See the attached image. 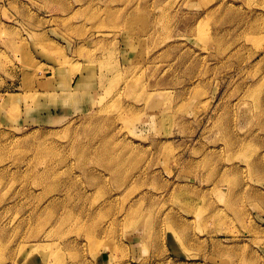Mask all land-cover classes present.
<instances>
[{"label": "rangeland", "instance_id": "obj_1", "mask_svg": "<svg viewBox=\"0 0 264 264\" xmlns=\"http://www.w3.org/2000/svg\"><path fill=\"white\" fill-rule=\"evenodd\" d=\"M0 264H264V0H0Z\"/></svg>", "mask_w": 264, "mask_h": 264}, {"label": "bare ground", "instance_id": "obj_2", "mask_svg": "<svg viewBox=\"0 0 264 264\" xmlns=\"http://www.w3.org/2000/svg\"><path fill=\"white\" fill-rule=\"evenodd\" d=\"M67 92H68V90H67ZM12 102H13V100H10V97H8L3 102L4 103L3 105H5V103H7V104H13ZM1 107L3 108V106H1ZM84 146L86 147V145H84ZM89 148L91 150H94V153L93 154H90V155L96 157L97 159L102 160L103 162H106V164L112 165L113 168H111V170L113 172H117L119 170V168H116L114 166L126 165L128 163L129 158H130V152L127 153L126 151H124L125 149L124 150L121 149V150L118 151V150H116V149L113 148V145L112 144H109V143L107 144L106 142H104L102 144H99V146L94 147V149H92L90 146H89ZM78 151L83 152L84 151V148L81 147V148L78 149ZM218 190H221V189L218 188ZM137 223L138 224H142V222H137ZM38 246H41L42 248H46V246H44V244L38 243L36 245V247H38ZM47 256H49V255H47ZM47 258L49 259V257H47Z\"/></svg>", "mask_w": 264, "mask_h": 264}]
</instances>
